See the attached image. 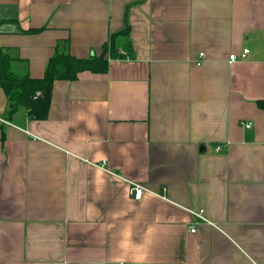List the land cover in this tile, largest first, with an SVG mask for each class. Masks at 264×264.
<instances>
[{
  "label": "crops",
  "instance_id": "0c3cea01",
  "mask_svg": "<svg viewBox=\"0 0 264 264\" xmlns=\"http://www.w3.org/2000/svg\"><path fill=\"white\" fill-rule=\"evenodd\" d=\"M127 28L46 120H9L0 88V264H264V0H0V49L36 79Z\"/></svg>",
  "mask_w": 264,
  "mask_h": 264
},
{
  "label": "trees",
  "instance_id": "16d2710c",
  "mask_svg": "<svg viewBox=\"0 0 264 264\" xmlns=\"http://www.w3.org/2000/svg\"><path fill=\"white\" fill-rule=\"evenodd\" d=\"M128 29L112 36L110 43L104 46L102 56L81 59L72 56L69 52L59 53L49 59L45 73L42 78H32L29 73L20 75L13 70L17 59L10 57L4 50L0 49V88L4 91L9 101L8 119L20 110H25L31 120H46L50 113L53 88L56 81H74L82 72L103 74L108 71L109 61L106 55L116 48V39L120 35H127ZM37 31H26L25 33H36ZM124 49L130 51V47L123 45ZM128 54V52H127ZM264 108V101L260 103Z\"/></svg>",
  "mask_w": 264,
  "mask_h": 264
},
{
  "label": "built area",
  "instance_id": "2783aa9c",
  "mask_svg": "<svg viewBox=\"0 0 264 264\" xmlns=\"http://www.w3.org/2000/svg\"><path fill=\"white\" fill-rule=\"evenodd\" d=\"M249 53H250V51L248 49H244L240 54H231L230 55V58H229L230 63H234V62H237L239 60H245L248 57ZM200 56L203 58L204 57V54L202 53V54H200ZM198 64H201V63H198ZM0 122L2 124L10 125V123L6 119H3L1 116H0ZM244 127L247 128V129H250V128H252V124L251 123H246V124H244ZM215 151L217 153L221 152L222 151V146H216ZM105 165H106V162L104 161V162H102L101 167L105 168ZM107 172L109 174L113 175L114 177L120 179L121 181L125 182L129 186V193H130V195L136 201L141 200L143 198V196H144L145 193H149V194L158 196L157 193H153L152 191L148 190L145 186H143L140 183H137V182L131 181L129 179H126V178L120 176L119 174L113 173V172H111L109 170H107ZM193 214L196 217H198V218L203 219L204 221H206L204 219V217L202 216V212H199V213L193 212ZM195 231H196V228L195 227H192L191 232L194 233Z\"/></svg>",
  "mask_w": 264,
  "mask_h": 264
}]
</instances>
